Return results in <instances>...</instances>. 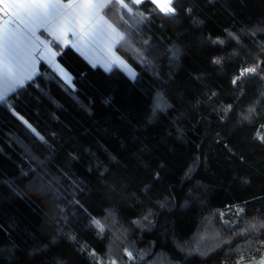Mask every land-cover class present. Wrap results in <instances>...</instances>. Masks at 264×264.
I'll return each instance as SVG.
<instances>
[{
    "label": "trees",
    "instance_id": "trees-1",
    "mask_svg": "<svg viewBox=\"0 0 264 264\" xmlns=\"http://www.w3.org/2000/svg\"><path fill=\"white\" fill-rule=\"evenodd\" d=\"M176 7L131 30L135 50L116 47L134 80L67 47L74 87L42 63L0 104V264H237L264 250V72L232 83L264 62V0ZM158 96L169 106L154 114Z\"/></svg>",
    "mask_w": 264,
    "mask_h": 264
},
{
    "label": "snow or ice",
    "instance_id": "snow-or-ice-1",
    "mask_svg": "<svg viewBox=\"0 0 264 264\" xmlns=\"http://www.w3.org/2000/svg\"><path fill=\"white\" fill-rule=\"evenodd\" d=\"M144 4H151L154 7L143 9L140 6ZM176 4L177 0H0V104L13 107L9 103V97L18 94L26 83L33 81L40 74L37 69L40 62L47 63L64 84L74 87L71 74L56 60L63 51L60 47L61 43L70 46L86 59L89 58L88 53L91 50L101 45L109 50L128 45L135 50L131 30L138 29L153 13L175 17ZM111 15H118L120 23L117 25L110 23L107 18ZM256 32H264V24L256 26L252 34L255 35ZM69 34L71 40L62 39ZM228 35L238 39L234 33L229 32ZM213 43H224V41L217 38ZM143 44L147 45L148 41H143ZM54 48L58 50L54 51ZM261 49L264 50V44L261 45ZM171 52V60L175 61L179 58V48H173ZM137 54L142 65L151 64L146 51L140 50ZM214 62L219 63L218 60ZM96 66H103L109 72L119 68L131 79L137 77L133 66L115 52L110 61L106 60L103 65L99 62L93 63V67ZM261 72H264V62L258 61L252 67L243 68L232 83L236 85L245 76ZM168 106L166 99L158 96L153 112L155 114L163 111ZM229 109H231L230 105ZM249 112H255V108L249 109ZM13 115L40 140H44V137L23 116L15 110ZM242 213L243 209H240L238 215ZM144 219L148 220V217ZM91 224L101 233L105 229V224L99 219L93 218ZM250 227L254 229L256 225L252 224ZM260 227H264V223ZM125 254L129 260L135 259L132 252L127 249ZM92 255L95 257L96 253L93 252ZM95 264L102 262L96 260ZM111 264H117V261L112 260ZM237 264L241 262L238 261ZM256 264H264V255L256 261Z\"/></svg>",
    "mask_w": 264,
    "mask_h": 264
},
{
    "label": "crops",
    "instance_id": "crops-1",
    "mask_svg": "<svg viewBox=\"0 0 264 264\" xmlns=\"http://www.w3.org/2000/svg\"><path fill=\"white\" fill-rule=\"evenodd\" d=\"M5 18H6V17H5ZM45 35H47V34H45ZM49 38L51 39V37H48V39H49ZM62 39H64V40H71L72 37H71V35L69 34L68 36L63 37ZM60 47L63 48V49H65V48L70 47V46H65L63 43H61ZM115 49H116V48H115ZM115 49H113V50H109L106 46L101 45L99 48H96V49H94V50H91V51L88 53V57H89V58H87L86 60L91 61V62H93V63H95V62H99L100 65H103L104 62L107 60L106 58H109V59H110V57L113 56V52L116 53V50H115ZM53 50L55 51V50H58V49L54 48ZM116 55H118V54L116 53ZM57 57H58V56H57ZM57 57H56V60H57ZM57 62H58V61H57ZM42 63L45 64L47 67H49V68L52 70V68H51L47 63H45V62H40V63H38V65H37V69H38V70H39V66H40ZM99 67H101L104 71H106L105 68H104L103 66H99ZM118 69H119V68H118ZM106 72H108V71H106ZM55 73H56V72H55ZM123 73H124V72H123ZM124 74H125V73H124Z\"/></svg>",
    "mask_w": 264,
    "mask_h": 264
},
{
    "label": "rangeland",
    "instance_id": "rangeland-1",
    "mask_svg": "<svg viewBox=\"0 0 264 264\" xmlns=\"http://www.w3.org/2000/svg\"><path fill=\"white\" fill-rule=\"evenodd\" d=\"M49 39H50V38H49ZM115 54H116V53H115ZM111 58H112V57H110V59H109V58H106V59L110 61ZM90 62H91V61H90ZM91 63L93 64V62H91ZM122 72H124V73L129 77V75H128L125 71H122ZM129 78H130V77H129ZM130 79H131V78H130ZM254 136H255V138H256L257 140L264 142V125H260V126L255 130V132H254ZM240 209H241V207H240L238 210L236 209V211L239 213V212H240ZM262 255H264V250L260 253L259 256H257V257H252V258H250V259L244 260V261L241 262V264H246V262H249V261H251L252 264H256V261H258L259 258H260ZM91 257H93L92 254H91Z\"/></svg>",
    "mask_w": 264,
    "mask_h": 264
}]
</instances>
